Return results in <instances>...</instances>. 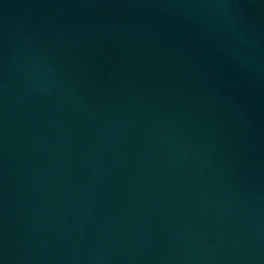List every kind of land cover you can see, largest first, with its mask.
I'll return each mask as SVG.
<instances>
[{
	"label": "water",
	"instance_id": "1",
	"mask_svg": "<svg viewBox=\"0 0 264 264\" xmlns=\"http://www.w3.org/2000/svg\"><path fill=\"white\" fill-rule=\"evenodd\" d=\"M0 264H264V0H0Z\"/></svg>",
	"mask_w": 264,
	"mask_h": 264
}]
</instances>
